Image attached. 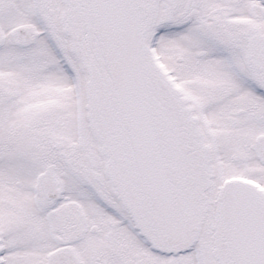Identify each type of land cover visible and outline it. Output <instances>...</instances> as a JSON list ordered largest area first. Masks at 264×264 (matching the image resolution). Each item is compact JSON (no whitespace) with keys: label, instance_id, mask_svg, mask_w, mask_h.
<instances>
[{"label":"snow or ice","instance_id":"1","mask_svg":"<svg viewBox=\"0 0 264 264\" xmlns=\"http://www.w3.org/2000/svg\"><path fill=\"white\" fill-rule=\"evenodd\" d=\"M0 264H264V0H0Z\"/></svg>","mask_w":264,"mask_h":264}]
</instances>
